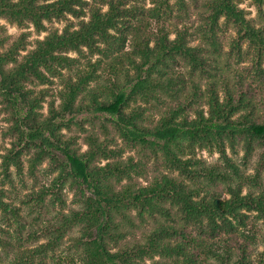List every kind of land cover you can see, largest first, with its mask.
Wrapping results in <instances>:
<instances>
[{
    "label": "trees",
    "instance_id": "16d2710c",
    "mask_svg": "<svg viewBox=\"0 0 264 264\" xmlns=\"http://www.w3.org/2000/svg\"><path fill=\"white\" fill-rule=\"evenodd\" d=\"M146 1L0 0V20L21 29L33 25L38 35L49 31L28 50L30 32L11 41L0 25V105L23 146L6 157V178L11 161L23 173L19 159L32 149L35 181L46 159L60 170L51 185L27 196L28 232L22 209L6 202L11 193L0 188V264H199L207 253L221 264H264L257 232L247 227V212L264 222V193L243 194L248 185L258 186L259 177L247 176L226 152L228 144L233 151L243 144L249 157L264 147V29L246 18L241 0H208L197 29L201 43L194 46L195 34L178 27L189 14L187 0H152L150 8ZM251 1L262 14L264 0ZM62 21H69L62 32L46 25ZM230 28L237 32L231 50L238 63L244 53L250 59L240 71L221 65L220 34ZM85 49L100 59L78 70L76 80L67 79L60 107L52 103L42 120L47 96H34L28 86L46 85L62 69L72 70L78 60L68 54ZM103 72L109 78L100 84ZM153 112L160 115L157 121ZM84 113L104 120V137L87 132V150L80 153L77 136L65 139L62 132L72 125L87 131L77 120ZM197 148L216 150L224 164L197 159ZM127 149L143 160L124 159ZM67 185L75 191L76 208L64 198ZM25 232L26 242H46L24 247ZM13 239L19 243L15 253L8 247ZM218 242L225 245L216 248Z\"/></svg>",
    "mask_w": 264,
    "mask_h": 264
},
{
    "label": "rangeland",
    "instance_id": "374dc122",
    "mask_svg": "<svg viewBox=\"0 0 264 264\" xmlns=\"http://www.w3.org/2000/svg\"><path fill=\"white\" fill-rule=\"evenodd\" d=\"M208 0H187V4L189 5V14L185 15L183 19L180 20V24L178 27L180 29H188L191 34H195L192 39V45L196 46L201 43V36L197 33V29L199 26L203 25L204 19L202 18V14L204 12L205 4ZM173 2V1H172ZM240 8L245 10L247 12L246 18L249 20H252L254 25L257 28H263L264 29V9L263 13L260 14L259 10L253 5L251 0H241L240 1ZM147 8L153 7L152 0H147L143 3ZM68 20L72 21L74 23H77L78 20H76L72 16H68ZM69 21H62V22H54V24H47L46 25L51 28L54 27L58 29L60 32L63 31V29L66 27V25L69 23ZM175 22V21H174ZM163 24V22L161 23ZM169 22H166L165 25L167 27H170ZM0 25L3 26L7 32V35L11 37V41L16 40L23 32H30L31 36L29 38L30 42H33L32 45L28 46V50L34 49V42L36 40H44L46 36L48 35V32H44L41 34H37L35 31V28L33 25H30L27 29H21L17 25H12L7 20H0ZM152 31H156L158 29L157 27V21L152 23ZM237 37V32L234 28H230L228 30H225L223 34H220V38L222 41V44L224 46V52L222 54L223 58L221 61V65L225 66L226 64H230L232 69L234 70H242L244 66L250 65V59L249 57H246V53H244L245 61L243 63H238V58L232 52L231 50V43L234 40V38ZM249 48V45L244 46V51ZM27 52H22V55H25ZM229 55H232L231 57ZM69 57L75 58L78 61L76 62V65L72 70L70 69H62L61 74L55 77H51V83H48L46 85L41 84H34L28 86L30 90L34 92V96L40 93L41 91H44V95L47 96L45 99V102L42 104L43 108L39 110L40 114H42V120L47 118L49 116L50 112V106L53 103L55 107L58 109L61 104L60 100V92L64 89L65 82L69 78H73L76 80V74L78 73V70H84L87 69L88 62L92 61L95 63L98 59H100L99 55L91 56V54L88 52L87 49L84 50L83 54L80 53H69ZM185 68H180L178 72H185ZM226 71V69H225ZM226 74H230V72H226ZM108 73H102V79L100 81V84L105 83V81H108ZM98 87L99 84L96 85V83L92 84V87ZM205 89V85L203 87ZM220 95L223 99V93L221 91ZM86 99V98H85ZM203 111L205 112L206 117L209 115L208 107L206 105H203L202 107ZM85 115L79 116L77 120H80V122L84 123V126L87 131H82L80 128V125H72L71 130L65 129L63 130V134L66 138L70 137H76L77 136V148L79 149L80 153H84L87 150V146L85 145V138L87 136V132H91L92 130H95L99 135H101V138L103 139L104 133L101 130V125L104 123V120L101 121H92L93 116L84 113ZM155 114L154 119L157 121L160 118V115ZM15 122L10 118V115L6 113L2 106L0 105V188L5 189L8 194L11 193L10 198L6 199V202H14L17 206H19L22 211V215L27 218L26 224H27V232L30 228V222L32 220V216L30 215V207L27 205V199L28 195H30L32 192L38 191L43 186H49L52 184L53 180L57 178L59 175L60 170L57 169V167L52 164V161L50 159L44 160V162L39 166L37 171V180L35 181L33 177L30 175V159L33 157L35 149H32L30 152L25 151L20 159V166L23 170V173H20L18 164H16L14 161H11L9 163L8 173L11 176V179L6 178V173L4 170V161L7 156L14 155L20 150H22L21 145H19V133L16 128L14 127ZM112 126V125H108ZM112 133H114L112 127L110 129ZM118 147L126 149L125 143H123L121 140H118ZM227 156L234 159L237 165L240 166V168L245 172L247 176L251 177H259L258 186H250L244 188L243 194H247L249 190L256 194L264 193V163L262 162L261 158L263 156L264 147H257L253 154L249 157L246 156V151L243 147V144H240L236 146L235 151H233L230 147V145H227ZM196 158L205 161L207 164H224V160L220 157V154L215 151H210L208 149H196ZM134 157L136 160H143L142 155L134 149H127L126 154L124 155V159H127L128 157ZM153 161V160H152ZM260 163H263V168L261 169L259 167ZM102 164H105V161H103ZM153 170V163L149 165V171L150 173ZM259 172V175L257 176ZM13 181V182H12ZM140 181L142 184H146V179L137 180ZM227 197V196H226ZM64 198L70 207L73 205V208H76V205L73 204V200L75 199V191L71 189L68 185L64 192ZM249 215L248 219V228L251 230V227H254L255 231L257 232V242H258V250L257 252H263L264 251V222L263 220L257 219V213L255 212H247ZM1 226L3 228H6V224H4L3 221H1ZM146 231V230H145ZM27 232H25L26 236H24L25 241L22 239V242L25 243V246H29V248L33 249L37 247V245L44 244L46 242V239L43 238L39 241V243H36L35 241L30 240L27 241ZM144 230L138 231L137 237L138 240H141L143 238ZM4 235H2L0 231V237L3 238ZM227 238L226 236H223L219 240L223 242V239ZM14 240V239H13ZM131 241V240H130ZM65 245H63L64 251H66V246L70 245V238H66ZM213 243L210 242V245ZM19 243L17 242V239L12 242V245L8 246L10 248L11 252H14L13 249L17 247ZM225 243L218 242L216 244V248H220L224 246ZM15 246V247H14ZM0 250H3V247L0 246ZM67 252V251H66ZM15 253V252H14ZM15 255V254H13ZM11 258V257H10ZM255 256L251 259L253 262H255ZM162 258L160 256L155 257V261H160ZM153 260H147L148 264H152ZM52 263V259H50L48 264ZM8 264V263H6ZM199 264H221L220 261H218L216 258H214L210 254H203L199 258ZM257 264V263H255Z\"/></svg>",
    "mask_w": 264,
    "mask_h": 264
}]
</instances>
